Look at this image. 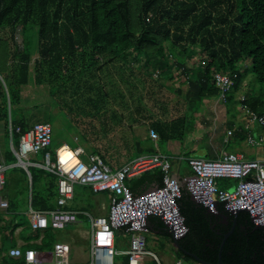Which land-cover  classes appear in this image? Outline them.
I'll return each instance as SVG.
<instances>
[{
  "label": "trees",
  "instance_id": "16d2710c",
  "mask_svg": "<svg viewBox=\"0 0 264 264\" xmlns=\"http://www.w3.org/2000/svg\"><path fill=\"white\" fill-rule=\"evenodd\" d=\"M18 33L22 37L19 41ZM36 43L38 57L33 55ZM120 62L132 69L131 63H137V75L144 85L149 79L160 88V81L150 76L155 74L177 77L180 85L186 86L185 90L176 91L186 101L184 114L175 120L156 117L150 123V128L159 134L158 145L170 140L183 142L194 130L204 100L214 99L219 93L213 82L217 72L238 74L226 103L232 109L235 98L240 96L245 63L250 65L258 90L248 95L243 105L264 115V0H0V121L6 124V135H10V124L14 130L21 127L20 133L14 131L19 138L32 125L25 113L19 115L22 90L30 82L47 88L51 107L54 102H65V93L70 87L78 89V78L89 74L91 67L98 65L102 71V65ZM187 63L192 64L191 69ZM133 87L136 91L130 96L139 104L130 110V117L136 120L135 111L141 115L144 96ZM170 89L175 90L174 86ZM57 96L61 99L56 101ZM102 96L105 94L100 93L97 99L87 98L98 113ZM120 97L124 104L125 94L120 93ZM98 113L92 115L97 117ZM45 116L46 122L52 124V112ZM237 131L246 135L244 129ZM104 134L105 130L100 137ZM100 137L92 140L96 142ZM110 148L107 144L104 150H92L106 161L115 155ZM157 151L150 137L138 138L129 158ZM5 161L17 162L13 151L9 150ZM29 170L32 185L22 168L24 179L19 180L18 193L10 197L6 211L0 210L1 264H23L10 256L7 244L18 227L32 229L27 217L29 205L38 211L55 210L58 206L57 176L33 166ZM163 178L161 167H155L129 180L127 185L138 193L161 186ZM229 185L228 182L224 187ZM178 202L188 226V233L178 240L185 250L208 262H217L224 235L235 225L224 243L222 260L227 264H264V228L255 225L247 211L233 214L220 204L219 212L211 213L185 187ZM5 216L13 218L6 221ZM148 228L172 237L160 217L150 216ZM51 246L45 242L40 248ZM175 254L188 264L197 263L181 250L176 249Z\"/></svg>",
  "mask_w": 264,
  "mask_h": 264
},
{
  "label": "built area",
  "instance_id": "2783aa9c",
  "mask_svg": "<svg viewBox=\"0 0 264 264\" xmlns=\"http://www.w3.org/2000/svg\"><path fill=\"white\" fill-rule=\"evenodd\" d=\"M238 74L217 72L213 82L219 89L215 97L227 103L234 88ZM247 95L241 94L238 101L248 121L244 122L246 141L251 146H264V115H259L245 107ZM256 127L261 130L256 131ZM14 131L20 133L21 127L14 130L10 124V137L13 152L28 166L40 167L58 178V204L61 208L48 211L30 212V224L34 230H64L78 222V211L64 209L73 198L76 184L87 185L94 192L110 191L111 206L108 215L92 218L91 257L89 264H121L117 257L126 256V264H142L147 256L163 264L161 259L147 248L146 234L149 232L150 216L160 217L170 232L172 239L180 240L188 233V226L181 214L179 199L185 187L192 198L211 213H218L220 204L233 214L247 211L255 225L264 228V157L249 158L244 152L223 151L218 158L187 157L191 173L176 176L170 157L161 152L145 154L130 162L112 168L103 158L92 153L86 155L83 147L61 145L55 151L53 160L49 146L52 144L53 125L49 122H36L25 131L18 148L13 145ZM232 135L233 132L229 131ZM148 135L157 143L160 140L155 129L150 128ZM157 145V144H156ZM157 147V146H156ZM44 153V162L31 161L29 156ZM182 160V159H181ZM161 167L164 172L163 184L134 193L127 185V179L139 176L144 171ZM5 161L0 163V191L6 183ZM219 179L236 180L237 184L220 187ZM9 201L0 196V207L7 208ZM125 231L131 235L130 247L121 250L117 247V232ZM15 259H23V264H76L71 260V245L59 241L54 244L51 259H41L34 249L23 251L19 247L10 249ZM173 264H188L178 258Z\"/></svg>",
  "mask_w": 264,
  "mask_h": 264
},
{
  "label": "rangeland",
  "instance_id": "374dc122",
  "mask_svg": "<svg viewBox=\"0 0 264 264\" xmlns=\"http://www.w3.org/2000/svg\"><path fill=\"white\" fill-rule=\"evenodd\" d=\"M21 38L18 33L17 40L19 41ZM33 55L34 57H38L37 43L33 50ZM131 65L133 69L124 62L113 63L107 66L102 65V71L98 68V65L91 67L89 74L80 78L77 77L80 87L78 89L70 87L68 93L64 95L66 101L63 103L54 102L51 107L49 106L51 97L45 86H38L34 82H30L23 88L22 103L20 105L23 112H19V115L21 116L25 113L29 118V124L46 122L45 114L52 112L53 116L50 120L53 125V137L49 150L52 152L53 160L55 159L56 149L64 144H69L74 148L82 146L86 151V155L93 152L92 148L98 147L104 150L107 148V144H110L111 148L109 150L113 151L115 155L110 156L106 161L112 168L116 169L119 165L130 161L129 154L134 151V144L138 138L146 139L149 137L148 132L153 118L162 117L168 120H175L184 114L187 110L186 101L176 91L178 89L185 90L186 86L180 85L177 77L171 79L154 74V76H150L153 79L159 80L162 86L158 88L157 84L151 82L149 79H147L144 85L137 75L139 71V68H137L138 64L133 62ZM187 65L191 69L192 64L187 63ZM249 68V63L243 64L242 74L244 81L240 91V94L247 96L255 94L258 90L254 74L250 70L251 68ZM91 85L96 87L95 90H88L87 87ZM133 85L139 90L138 95L144 96L141 115L139 116L137 111H135L136 120H132L130 117V110H135L136 105L139 104V100H134L130 96L132 91H136ZM171 86H174V91L170 89ZM153 90L154 93L151 95V91ZM100 93L105 94V96H102L103 99L101 100L100 111L98 113L96 108L88 102L87 98L97 99ZM120 93L125 94L124 104L121 102ZM59 99L61 97L57 96L56 101ZM93 113H98L97 117L93 116ZM149 113H153V116H149ZM238 114L242 116L239 117ZM197 115L194 130L190 131V134L183 142L170 140L169 144L160 143L156 147L162 154L170 157L173 171L180 165L182 174H186V171L189 170L186 159L189 152H193L192 155L213 159L218 158L223 151H242L249 158L264 157V146L249 145L245 135L242 134L238 138L239 133L237 129L240 125L243 126L246 120L248 121L245 113L242 114L238 110L235 113V110L229 109L225 103L214 98L204 100ZM103 130H105L106 135L104 134V138H101L100 135ZM256 130L260 131L261 129L256 127ZM229 131H232L233 134L230 135ZM96 136L100 137V139L95 142L92 138ZM83 138H86L87 141L85 142ZM19 141L20 138L14 136L13 142L15 148H18ZM170 145H172V148ZM9 150L13 151L11 137L10 135H6L5 122L0 121V157L6 159ZM29 160L44 162V154L40 152L37 155H31L29 156ZM6 165L5 176L7 183L5 191L13 198L18 193L19 180L24 179L23 167L12 164ZM228 182L237 184L236 180H218L220 187H224ZM85 189L84 186L78 184L75 186V204H81L79 191H84ZM80 228L83 231H87V236L78 243L77 249L73 250L71 260L77 261L80 264H88L91 245L89 237L92 227L89 221H85L80 225ZM74 229L75 225L73 224L64 230L49 232L45 242L49 243L50 239L60 241L71 240V237L76 234ZM129 237L130 234L126 232L119 236L117 242L119 249H128ZM146 238L148 250L156 253L164 264H173L176 260L175 247L169 237L148 233L146 234ZM50 248L52 250L53 246ZM1 259L2 256H0ZM142 264L156 263L147 256Z\"/></svg>",
  "mask_w": 264,
  "mask_h": 264
},
{
  "label": "crops",
  "instance_id": "0c3cea01",
  "mask_svg": "<svg viewBox=\"0 0 264 264\" xmlns=\"http://www.w3.org/2000/svg\"><path fill=\"white\" fill-rule=\"evenodd\" d=\"M239 96V95H238ZM235 98V103L232 105V109L235 110V113L236 111L238 110V112H242V114L244 113L242 107L240 106V101L238 97ZM241 96V94H240ZM226 105V103H225ZM226 107H228L226 105ZM239 117H241L242 115L238 114ZM241 119V118H240ZM239 119V120H240ZM244 126L245 124L243 123V126L240 125L239 128L237 130L239 131H242L244 129ZM245 131V129H244ZM257 131V130H256ZM9 132H10V128H9ZM243 132V131H242ZM246 132V131H245ZM241 134L238 135V138L240 137ZM149 136V135H148ZM246 137V135H245ZM155 146H159L158 143H155L153 142ZM170 143V141L168 142V144ZM157 144V145H156ZM69 145V144H68ZM79 147V146H78ZM82 147V146H81ZM170 147L172 148V145H170ZM159 151V150H158ZM157 151V152H158ZM160 152V151H159ZM242 152V151H241ZM94 153V152H92ZM90 153V154H92ZM44 154V153H43ZM97 154V153H96ZM99 155V154H98ZM145 155V154H144ZM164 155V154H163ZM185 156V155H184ZM190 156H196V155H190ZM190 156H186V157H190ZM196 157H200V156H196ZM248 157V156H247ZM1 158V162L2 161H5V158L3 157H0ZM208 158V157H207ZM104 160V159H103ZM133 160V159H132ZM105 161V160H104ZM131 161V160H130ZM128 161V162H130ZM6 162V161H5ZM106 162V161H105ZM127 162V163H128ZM107 163V162H106ZM181 163V162H180ZM126 164V163H125ZM124 165V164H122ZM122 165H119L118 168ZM189 166V164H188ZM25 170V169H24ZM182 168L181 166L179 165V167L177 169H175L173 172L176 176L178 177H182V176H187L191 173V168L189 167V170L186 171V174H182ZM142 174V173H141ZM140 174V175H141ZM139 175V176H140ZM139 176H136V177H139ZM136 177H133V178H136ZM133 178H130V179H127V183L129 180L133 179ZM32 185V184H30ZM77 185V184H76ZM75 185V186H76ZM80 185V184H78ZM80 186H84L86 189L84 191H79V194L81 196V204H75V200H76V192H75V188H74V195H73V198L71 200L68 201V203L62 207L64 209H69V210H74V211H78L80 213L79 215V220L77 223H75V235L71 237V240H67V241H63V242H67L71 245V254L73 252V250H76L77 249V245L79 242H81L82 239L85 238V236H87V231H83L81 228H80V225H82L85 221H89L90 224H91V227H92V231H91V235L89 237L90 239V242H91V237H92V233H93V225H92V218H95L97 216H100V215H108L109 213V210H110V206H111V198H112V193L110 191H103V192H94L92 190V188L90 186H87V185H80ZM131 189V188H130ZM0 196L4 199H7L8 201L10 200V196L9 194L4 190L2 192H0ZM30 201H31V193H30ZM57 204H58V199H57ZM9 207V206H8ZM7 208H2L0 207V210L2 211H6ZM61 208V206L58 204L57 208ZM34 210L32 208L31 205H29V211H28V219L30 220V212ZM37 211V210H36ZM13 217L12 216H5V220L6 221H10ZM15 221V220H14ZM4 222V221H3ZM25 226H20L18 227L14 234H13V238L11 241L8 242L7 244V247L9 248H14V247H19L21 248L23 251H25L26 249H34L36 250L39 255L41 256V259L45 260V261H48L49 259H51V252L53 251L50 250L51 248H48V249H41L40 246L45 243V239L47 238V234L49 232H53L55 230L53 229H46L44 231L42 230H34V229H31V230H23ZM168 230V229H167ZM169 232V231H168ZM125 233V231H119L117 232V242H118V238L121 234ZM148 233H155V234H160V235H166V234H161L159 232H152V231H149ZM147 233V234H148ZM170 233V232H169ZM167 236V235H166ZM169 237V236H167ZM170 238V241L173 243L174 245V240L172 239V237H169ZM130 239H131V235L129 237V247H130ZM60 240H53V239H50V243L51 245L53 246L54 248V244L56 242H59ZM2 245V240H1V233H0V246ZM118 247V246H117ZM128 247V248H129ZM175 247V245H174ZM90 250H91V245H90ZM175 250H176V247H175ZM156 254V253H155ZM157 255V254H156ZM158 256V255H157ZM90 257H91V251L89 252V260H88V264L90 262ZM121 257H123V259H121ZM159 257V256H158ZM175 257H176V260L178 259L176 254H175ZM13 258V257H12ZM150 258V257H149ZM14 260L16 261H21V263L23 262V259H15L13 258ZM152 261H154L156 263L155 260H153L151 258ZM175 260V261H176ZM145 261V260H144ZM143 261V262H144ZM162 261V260H161ZM174 261V262H175ZM73 263H76V264H80L79 262L77 261H73ZM117 262L121 263V264H126L127 262V257L126 256H119L117 257ZM142 262V263H143ZM173 262V263H174ZM157 264V263H156ZM164 264V263H163Z\"/></svg>",
  "mask_w": 264,
  "mask_h": 264
},
{
  "label": "water",
  "instance_id": "95a60500",
  "mask_svg": "<svg viewBox=\"0 0 264 264\" xmlns=\"http://www.w3.org/2000/svg\"><path fill=\"white\" fill-rule=\"evenodd\" d=\"M9 107H10V99H9ZM11 118V117H10ZM12 165H18V166H21L25 169V171L27 172L28 174V177L30 178V184H32V175H31V172L29 170V166H28V162L27 161H24V160H17V162L15 164H12ZM235 228V225L232 227V229L226 233L224 235V239L222 241V244H221V249H220V253H219V257H218V261L217 262H208L204 259H201L197 254H194L192 252H189L187 250H185L181 244H179L178 240L174 239V245L176 247L177 250H181L183 251L186 255H189L190 257H193L196 261H197V264H227L225 263L223 260H222V249H223V246H224V243L226 241V239L230 236V234L233 232Z\"/></svg>",
  "mask_w": 264,
  "mask_h": 264
}]
</instances>
